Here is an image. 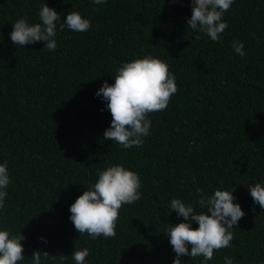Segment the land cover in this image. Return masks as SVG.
I'll return each instance as SVG.
<instances>
[{"label": "trees", "instance_id": "obj_1", "mask_svg": "<svg viewBox=\"0 0 264 264\" xmlns=\"http://www.w3.org/2000/svg\"><path fill=\"white\" fill-rule=\"evenodd\" d=\"M44 2L61 21L77 11L91 27L58 31L54 51L15 45L12 24L39 23ZM190 16V0H0V162L11 178L0 226L24 237L18 264H32L34 251L49 254L42 264H61V255L75 264L72 253L84 247L88 264H172L167 224L183 218L169 203L180 198L201 211L197 187L209 195L234 189L245 213L231 247L214 250L208 264L226 256L264 264V209L247 188L264 183V0H234L218 41L188 28ZM233 41L244 43V57ZM148 54L168 61L177 92L149 114L144 144L124 149L104 139L112 117L95 93L114 83L121 62ZM116 163L139 173L141 198L121 206L114 236L79 234L69 206Z\"/></svg>", "mask_w": 264, "mask_h": 264}, {"label": "clouds", "instance_id": "obj_2", "mask_svg": "<svg viewBox=\"0 0 264 264\" xmlns=\"http://www.w3.org/2000/svg\"><path fill=\"white\" fill-rule=\"evenodd\" d=\"M103 2L105 0H92L94 5ZM170 2L176 3L177 0ZM233 3L234 0H190L191 16L186 21L188 28L218 41L228 27L222 17ZM38 17L39 23H29L26 17L18 18L12 24L10 40L23 47L43 42L44 50L54 51L58 31L67 28L84 32L91 27L90 20L77 11H69L61 21L60 13L46 2L41 5ZM232 48L241 57L246 55L243 42L233 41ZM115 73L114 83L109 84L105 80L95 93L96 97L106 101L105 108L112 117L103 137L124 149L140 147L150 134L152 121L149 114L164 110L171 95L177 92L175 76L166 61L150 54L121 62ZM10 182L7 161L0 162V209L5 206L6 189ZM141 183L139 173L119 163L99 171L95 182L69 206V220L75 230L79 234L86 233L91 239L114 236L119 209L123 204H131L141 198ZM247 188L253 203L264 209V183L249 184ZM233 191L217 188L209 195L197 187L195 203L201 211H197L193 203H186L180 198L170 200L171 210L183 218L174 226L167 224L166 236L175 253L172 264H183L182 257L185 255L191 258L199 256L200 264H208L214 250L231 247L233 226L245 215L241 205L234 202ZM193 224L198 227L193 228ZM39 239L47 243L46 237ZM23 240L21 232L15 234L0 226V264H18L25 259ZM88 255L89 249L84 247L75 249L71 258L75 264H88ZM42 256L47 258L49 254L34 251L32 264H42ZM64 258V255L60 256L61 264ZM224 264H233V258L226 256Z\"/></svg>", "mask_w": 264, "mask_h": 264}, {"label": "bare ground", "instance_id": "obj_3", "mask_svg": "<svg viewBox=\"0 0 264 264\" xmlns=\"http://www.w3.org/2000/svg\"><path fill=\"white\" fill-rule=\"evenodd\" d=\"M120 49V48H118ZM128 49V48H127ZM104 52V51H103ZM110 55V54H109ZM104 56V55H103ZM114 56V55H113ZM119 56V55H118ZM124 56V55H123ZM102 57V56H101ZM93 58V57H92ZM113 58V57H112ZM118 59V58H117ZM99 61V60H98ZM168 62V61H167ZM110 64V63H109ZM120 66V65H119ZM169 66V65H168ZM101 68V67H100ZM102 71V70H101ZM173 71V70H172ZM87 74V73H86ZM106 78V77H105ZM97 80V79H96Z\"/></svg>", "mask_w": 264, "mask_h": 264}]
</instances>
